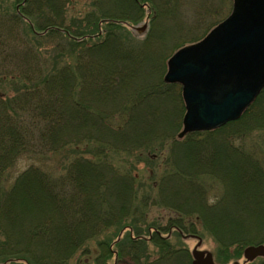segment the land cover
<instances>
[{"label":"trees","instance_id":"1","mask_svg":"<svg viewBox=\"0 0 264 264\" xmlns=\"http://www.w3.org/2000/svg\"><path fill=\"white\" fill-rule=\"evenodd\" d=\"M69 1L16 0L17 13H0V76H10L6 82L14 90L7 97L0 92V264H70L80 251L88 260L81 264H190L191 255L172 246L163 231L174 226L178 234L196 233L195 223L185 220L192 216L220 245V259L231 248L238 256L249 245L264 244V167L235 143L264 131V89L238 120L180 139L181 90L175 92L163 75L173 48L203 37L221 6L213 9L215 0H93L84 25L75 27L65 25ZM221 1L232 7V0ZM188 5L200 26L193 30L206 23L207 31L181 38L193 31L183 19ZM141 17L147 24L141 44L126 45L117 31L135 35ZM24 19L36 46L47 36H64L76 56L48 69L16 30ZM160 138L170 141L168 171L155 178L153 170L155 194L151 188L140 196L135 166L142 157L135 151ZM82 144L88 155H64L56 169L34 162L6 183L7 170L20 159L48 162ZM122 153L134 161L112 157ZM205 176L222 186L211 203L198 183ZM150 204L177 216L166 227L144 229L142 209ZM107 230L115 233L100 239ZM92 240L97 244L91 250ZM148 243L159 256L143 263L138 251ZM258 261L264 264V258Z\"/></svg>","mask_w":264,"mask_h":264},{"label":"rangeland","instance_id":"2","mask_svg":"<svg viewBox=\"0 0 264 264\" xmlns=\"http://www.w3.org/2000/svg\"><path fill=\"white\" fill-rule=\"evenodd\" d=\"M15 1L16 0H0V13L4 14L5 15L4 17L9 16V14L12 12L17 13V10H18L17 5H16V8H15V6H13ZM92 2H93V0H70L67 4L66 24L65 25H69V26L75 25V27H76V25H84L85 21L83 20V18L85 16V14L92 9V6H91ZM232 2H233V0H232ZM232 2H231V6H232ZM222 3H223V1H221V0H215V3L213 2V6H212L213 9L216 6H221V7L218 8L219 12L217 14L209 17L210 22H211L208 25L209 28H211V26H212L211 24H213L214 22L215 23L220 22L230 13L232 7L230 8L226 2L223 4ZM107 5H109V4H107ZM187 8H188L187 9L188 15L186 17H183L184 22L188 24V26H189L188 28L190 30H193V28L197 29L200 26L196 27L197 23H195V22L197 21V17L195 18V11H194L195 9L189 5L187 6ZM105 10H107V8ZM47 12H48V10H45V13H47ZM207 16H209V15H207ZM0 17H1V15H0ZM135 21H136L135 17L133 16V23H135ZM138 21L140 23L136 24L137 30L134 33L137 37L135 35H133L131 32H129V30H122L121 29V30L117 31L118 34L120 35V37L123 39V42L126 45L136 46V45L141 44L140 42H141L142 35H143L142 24L145 22V17L139 18L137 20V22ZM207 21L209 22V20H207ZM162 22H163V24L168 25V23H165L164 20H162ZM162 22H161V25H162ZM28 24L29 23L27 22V20L24 19L23 21L19 22L16 25V30L18 31L20 38L23 36L22 38L24 39V41L26 43H31V45H33L35 48L34 50L39 51L41 53L40 57H42V59L45 60V63L47 65L48 69L52 68L55 65V63H58L57 66H61V65L65 64L66 61H68L67 59L70 56H76L77 51H74L76 49H73L72 45L69 44V42L66 40V38H64V36H63V38L60 36H47L44 39L42 38L43 41L41 40V43L36 46V42L32 40L33 36H31V30L29 29ZM206 26L207 25L205 23L201 27V29H199L201 31L197 34L198 36L202 35V33L207 31L205 29ZM75 27H72V28H75ZM6 28L12 29V27L9 24ZM199 30H197V31L193 30L189 34H186L187 32L186 33L182 32L181 33L182 36L181 35L180 36H181V38H183V37L185 38L186 35L192 36L196 32H198ZM22 42H23V40H22ZM25 42H23V43H25ZM169 43H170V40H169ZM17 44H18V42H17ZM187 44H189V42H185L183 46H185ZM183 46H181V47H183ZM22 49H23L22 47H19L20 51ZM176 50L173 48L170 56ZM169 57L167 58V61H168ZM14 59L13 60L11 59L10 61H14ZM4 61L5 60L0 58V63L4 62ZM167 61H166V68H165L166 71H167V67H168ZM162 63H163V59H162ZM166 71L164 72L163 75H165ZM148 76H149L150 80L154 79L151 77L150 74ZM2 77L3 76H0V92L7 97V96L12 95L14 93V90L6 82V81H8V79H10V76H6V79H4L5 81L2 80ZM166 83L176 85L173 87L175 92L178 93L181 90V96H182V85L180 83H178V82H167V81H166ZM182 100H183V104H184L183 96H182ZM184 106H185V104H184ZM174 107H176V105H174L173 103L170 104L171 109H173ZM174 109H176V108H174ZM184 114H185V112H184ZM182 128H183V119H182L181 128L178 131V133L182 130ZM194 132H198V131H194ZM178 133H177V135H178ZM235 143L238 145H239V143L242 144L243 147L246 149V151H249V152H252L253 154H255L259 158V160L262 162V165L264 167V131H254L251 134H248L244 137H240V139H235ZM169 144H170L169 140H166L164 138L163 139L160 138L159 140H155L153 142V144H151L149 147H146V148L141 147V148H138L137 151H135V154L140 153V155L142 157V158H140V161L135 166V174L137 176V182L141 187V191L139 193L140 196L144 195L145 192H146V194L149 193V191H151V188H152V191L150 192V194L152 196H154L153 194H155V190H156L154 187L156 185L154 183L150 182V180H149L150 174L153 173L152 172L153 170L155 172V178L158 177L163 172L168 171L167 168L169 167V163H168ZM76 151H78L80 154H83V155L89 154V153H86L87 149H85L84 145L82 144V145L77 146V149L76 148H68L66 151H64V153L58 155L56 158H55V156L50 157L51 159H49L48 162L44 161L42 159H38V158L30 160L29 158L24 157V158L20 159L15 165H13L11 168H9L7 170L5 180L8 178V181L6 183L11 184L18 173H20L22 170H24L25 168H27L29 165H31L34 162L38 163L40 166L43 165L42 167L49 166V167L55 168V169L60 168L61 159L64 158L67 154H70V153H73ZM132 155L127 156V155L122 153L119 155L113 154L112 157L115 158V160L118 157L123 158L124 160L130 161V163H131L135 159L134 156H132ZM54 159H55V161H53ZM214 179H215L214 177H209V176H205L202 178L199 177V179H198L199 180L198 183H200V181H201L202 186L205 185L204 187L207 189L206 199L209 203L215 201V199L221 194V189H222L221 182L219 180L216 181ZM169 209L170 208H168L164 205H161V204H150V205L146 206L144 209H142L143 210L142 222H144L145 224L142 225L141 221H140V225H142L141 227L145 229L146 226L149 224H150V226L157 225V226H160L161 228L166 227L167 224H169L168 222L170 221V219L175 218L177 216V213L172 212ZM185 220L187 223L189 221H192L195 223L196 233H192V232L185 233L184 232V233L178 234L177 229L174 226L170 227L169 230H167V232L163 231V234L168 237L170 244L172 246H174L175 248H183L185 250V252L189 253L190 255H192L194 250H202L205 253L210 252L212 254V257L214 258L215 262H217L218 264H255V262H257V263L259 262L258 260H260V258L261 259L264 258L263 254H259V253L248 254L246 252V248H243L240 251H238L239 255L237 256V254H235L236 250H234V248H231V249H229V251H223V253L221 252L222 258L220 259L218 257V252L220 251V245L218 244L216 239L213 237V235L211 233H209V231L205 230L204 227L201 225V223L198 222L194 216L187 217ZM137 223L139 224V221ZM250 225H252V224L250 223ZM120 232H119V234H120ZM113 233H115L114 230H107V232H104L103 236H101L100 239L109 237V236L113 235ZM125 233H126V231H122V234H125ZM118 235L115 237H118ZM96 244H97L96 240L89 241L88 247L90 248L92 246L94 248V245H96ZM143 246H144V249L142 248L141 251H138V254L141 256L143 263H146L147 261L152 262L153 260H155L159 256V250L153 243H148L147 246L146 245H143ZM90 249L92 250V248H90ZM94 250H96V249H94ZM84 253L85 254H83L82 251L78 252L75 255V257L70 260L69 263L70 264H77V263L81 264V262L83 263V261L87 260L86 259L87 251H84ZM224 255L227 256V258H224ZM170 262L172 263V261H170ZM127 263L128 262H126V263L120 262L119 264H127ZM14 264H20V263H19V261H14Z\"/></svg>","mask_w":264,"mask_h":264},{"label":"water","instance_id":"3","mask_svg":"<svg viewBox=\"0 0 264 264\" xmlns=\"http://www.w3.org/2000/svg\"><path fill=\"white\" fill-rule=\"evenodd\" d=\"M167 82L182 85L186 112L178 137L237 120L264 88V0H233L230 14L168 59ZM264 255V245L246 248ZM192 264H216L194 250Z\"/></svg>","mask_w":264,"mask_h":264},{"label":"bare ground","instance_id":"4","mask_svg":"<svg viewBox=\"0 0 264 264\" xmlns=\"http://www.w3.org/2000/svg\"><path fill=\"white\" fill-rule=\"evenodd\" d=\"M192 260H193V257L191 256V262H190V264H192Z\"/></svg>","mask_w":264,"mask_h":264}]
</instances>
